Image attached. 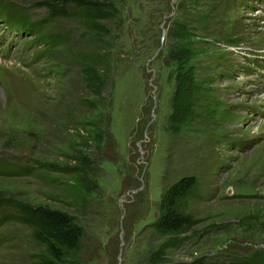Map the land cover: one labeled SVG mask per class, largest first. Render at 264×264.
Listing matches in <instances>:
<instances>
[{
  "label": "rangeland",
  "instance_id": "374dc122",
  "mask_svg": "<svg viewBox=\"0 0 264 264\" xmlns=\"http://www.w3.org/2000/svg\"><path fill=\"white\" fill-rule=\"evenodd\" d=\"M3 2L22 24L0 53V165L32 171L0 168V201L73 216L63 264H264V0H89L88 25L0 0V29ZM185 175L193 226L162 236ZM4 215L0 264H39L30 228Z\"/></svg>",
  "mask_w": 264,
  "mask_h": 264
},
{
  "label": "trees",
  "instance_id": "16d2710c",
  "mask_svg": "<svg viewBox=\"0 0 264 264\" xmlns=\"http://www.w3.org/2000/svg\"><path fill=\"white\" fill-rule=\"evenodd\" d=\"M46 3L38 5L44 7L48 13L46 21L52 22L59 18L71 17L83 24H89L91 19L88 15L92 4L89 0H46ZM3 10L1 15H5L11 23H16L21 28V21L15 14L21 15L18 9L9 2L2 3ZM9 14V15H8ZM30 22V19H28ZM21 23V24H20ZM36 33L41 42L46 41V26L39 27L40 21L35 23ZM48 40V39H47ZM31 42V41H30ZM30 44V43H28ZM32 44V43H31ZM192 82L191 78L183 76V86L188 87ZM97 139L96 144H99ZM51 171H62L59 167L52 165H43ZM0 168L8 171L10 166H1ZM23 170V169H20ZM71 170V169H69ZM32 167L25 171H8L2 174H31ZM198 188V180L194 175H185L179 178L164 194L161 202V215L154 224L155 230L162 236H177L186 233L193 226L192 217L186 213L185 201L195 195ZM3 210L0 218L5 217V212H12L11 217L15 221L27 226L31 230L33 240L44 248L45 255L39 264H63L65 253L75 251L78 248L82 237V229L76 223L73 216L58 210H53L45 206H33L15 200H2ZM260 263V262H259ZM255 261L234 262L232 264H259Z\"/></svg>",
  "mask_w": 264,
  "mask_h": 264
}]
</instances>
